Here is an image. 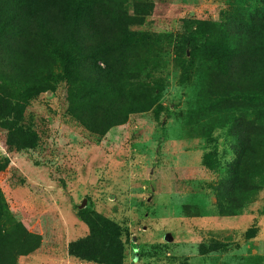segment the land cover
<instances>
[{
  "label": "rangeland",
  "instance_id": "rangeland-1",
  "mask_svg": "<svg viewBox=\"0 0 264 264\" xmlns=\"http://www.w3.org/2000/svg\"><path fill=\"white\" fill-rule=\"evenodd\" d=\"M145 2L154 5L150 18L166 21L154 29L170 36H157L159 44L177 45L184 19L213 21L216 32L250 20L240 10L231 13L233 7L226 0ZM100 30L106 38L115 39L106 23ZM31 32L23 33L21 43L0 46V92L23 105L26 126L41 138L35 150L13 152L0 128V243L7 244L0 250V264H100L68 253L72 242L89 235L79 216L87 207L91 215H102L121 226L124 264H264L261 202L240 217L184 214L188 208L208 204L219 210L209 188L218 185L235 159L233 140L222 136L209 145L205 137H189L181 130L184 118L179 113L187 106L189 88L172 81L165 98L166 115L158 120L150 114L132 116L94 144L68 116L74 94L69 83L51 84L49 77L41 83L48 72L59 74L62 63L50 45ZM31 52L39 57V75L26 74L22 66ZM129 56L121 71V76L125 71L128 75L120 81L122 95L137 91L153 97L154 91L150 94L139 77L131 76L130 71L138 68L127 70L138 54ZM100 66L105 67L103 62ZM103 85L106 88L98 89L94 97L107 107L113 86L111 82ZM209 154H213L211 163ZM207 197L213 201L207 203ZM211 240L220 242L222 249L201 255L200 245ZM24 244H38V248L19 257L17 251Z\"/></svg>",
  "mask_w": 264,
  "mask_h": 264
},
{
  "label": "trees",
  "instance_id": "trees-1",
  "mask_svg": "<svg viewBox=\"0 0 264 264\" xmlns=\"http://www.w3.org/2000/svg\"><path fill=\"white\" fill-rule=\"evenodd\" d=\"M226 2L233 7L231 13L240 10L250 20L216 32L213 21L184 19V33L173 46L158 43L157 36L169 35L154 29L166 21L150 18L154 5L145 0H0V46L9 41L21 43L28 29L50 45V51L60 57L62 70L43 75L41 83L47 77L55 85L69 83L74 94L68 116L94 144L102 142L111 128L126 125L132 116L150 114L158 120L166 115L165 98L172 81L189 88L187 106L179 113L184 118L181 130L189 137H205L209 145L222 136L233 140L235 159L218 185L209 188L218 199L219 210L208 204L188 208L184 214L240 217L261 202L259 214L264 216V0ZM102 21L115 34L114 40L101 33ZM131 53L138 56L127 70L138 68L130 71L131 76L139 77L150 94L154 91L153 97L137 91L122 95L119 86L128 75L125 71L121 76V71ZM38 59L34 53H26L22 64L26 74H40ZM106 82L113 86L107 107L104 102L97 104L94 97V92L106 88ZM11 98L0 92L5 144L13 152L35 150L41 138L26 126L23 105ZM212 155L208 156L210 163ZM205 199L213 201L212 197ZM79 216L90 232L69 245V255L87 262L124 264L121 226L102 215H91L88 207ZM256 231L257 227L250 230L251 238ZM6 247L0 243V250ZM22 247L17 251L19 257L34 253L38 244ZM221 249L220 242L211 240L200 245L199 252L205 256Z\"/></svg>",
  "mask_w": 264,
  "mask_h": 264
},
{
  "label": "water",
  "instance_id": "water-1",
  "mask_svg": "<svg viewBox=\"0 0 264 264\" xmlns=\"http://www.w3.org/2000/svg\"><path fill=\"white\" fill-rule=\"evenodd\" d=\"M85 204H86V203L84 202L81 208H84Z\"/></svg>",
  "mask_w": 264,
  "mask_h": 264
}]
</instances>
